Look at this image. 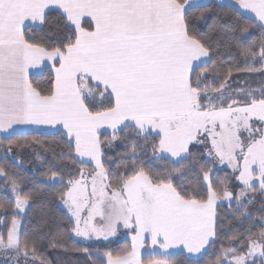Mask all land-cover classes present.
<instances>
[{
  "label": "snow or ice",
  "instance_id": "snow-or-ice-1",
  "mask_svg": "<svg viewBox=\"0 0 264 264\" xmlns=\"http://www.w3.org/2000/svg\"><path fill=\"white\" fill-rule=\"evenodd\" d=\"M212 7L209 0H0V137L17 134L14 125L40 131L39 126L59 124L67 130L71 150L61 156L75 155L81 170L66 181L56 172L50 179L65 186L59 199L74 225L71 231L84 240H108L121 227L135 233L130 251L104 253L106 264H171L159 257L180 254L199 264L216 243L217 201L234 199L238 215L252 220L242 198L257 188L264 194V92L257 97L241 89L236 94L246 98L235 100L220 83L210 96L205 70L196 71L209 58L213 41L212 34L194 28L192 14L202 9L198 19L206 20ZM215 7L227 9L213 20L215 34L240 48L247 71H256L255 63L264 71V0H217ZM54 11L71 31L63 39L59 33L54 38L31 35ZM250 27L259 32L258 50L242 46L241 37L251 35ZM41 66L52 71L48 94L30 79V72L43 70ZM105 93L112 106L93 110L96 96ZM120 125L135 128L145 152L154 136L152 157L168 161L171 170L161 174L146 168L134 145L131 166L125 165L124 173H110L101 129L110 127L115 140ZM193 142H207L209 163L227 164L239 173L238 195L225 182L221 191L214 187L208 164L199 166L202 187L193 185L189 191L173 183V173L184 177L197 167L189 151ZM11 144L9 140L8 154ZM89 164L93 170L86 172ZM0 177L8 182L14 212H22L31 199L22 194L23 176L0 167ZM260 223L257 233L230 237L214 264H256L257 259L264 264V217ZM146 237L147 259L141 256ZM0 249L25 257L31 252L34 261L46 264L15 216L6 237L0 233Z\"/></svg>",
  "mask_w": 264,
  "mask_h": 264
},
{
  "label": "trees",
  "instance_id": "trees-1",
  "mask_svg": "<svg viewBox=\"0 0 264 264\" xmlns=\"http://www.w3.org/2000/svg\"><path fill=\"white\" fill-rule=\"evenodd\" d=\"M210 12L206 13V20L198 19L200 11L193 10V26L200 34H212V44L210 50V61L206 65L196 68L197 72L204 69V80L208 84L209 93L213 92L212 88L219 87L220 83H225V91L230 94L232 99L244 100V95H237V91L243 89L245 93L252 91L259 97L264 92V71H260V64L255 63L256 71H247L244 57L241 55L240 48L234 42H229L226 36L215 34L212 29L213 20L222 16L223 11L215 7L216 2ZM241 21V24H245ZM87 26V25H86ZM71 29L64 27V21L58 11L49 13V20L42 28L34 27L31 35L37 37L47 35L54 38V33H59L61 39L68 34ZM251 35L245 39L241 37L242 46L254 45L258 50L260 35L254 28H249ZM259 58L257 57V60ZM238 69H245L238 71ZM231 73V75H229ZM52 71L45 68L39 75H32L30 79L33 86L41 91L42 94H48L52 83ZM203 78V77H202ZM225 78H227L225 80ZM99 95V94H98ZM112 106L107 94L95 98L90 107L93 110H103ZM102 138H107L104 148L105 167L112 174L124 173L125 165L131 166L132 161L129 159L135 153L139 162L153 172L163 174L170 171L172 165L168 161L153 159L150 150V144L155 142V137L149 139V149L145 152L141 145L144 144L142 137L138 136L134 127L120 128L116 132V139L112 140V132H101ZM12 141L10 154L7 153L8 141ZM110 141V143H109ZM70 138L62 131L55 132H36L27 131L19 132L9 136L7 139L0 137V167H3L7 173L12 176L21 174L23 183L20 185L22 194L31 196L28 209L26 211L21 231L26 234L29 241H36L37 255L46 261V264H101V257L104 253L112 252L113 255L122 254L124 250H131V242L125 237L116 240L101 243H83L73 236L71 228L74 226L69 219V214L60 205V194L65 190V186L58 182H53L50 178L53 172L58 173L60 178L65 181L72 176L77 175L81 170L80 163L72 157L61 156V153L69 152ZM34 145L40 147V152L34 150ZM193 154V163L197 167L192 168L184 177L173 173L172 180L174 184H181L191 191L193 185L203 186L204 182L199 179V166L208 164L205 152L200 148H190ZM40 154L41 159H35V155ZM19 161L20 164L14 163ZM93 166L87 165L85 171H92ZM214 187L221 191L219 185L221 182L227 183L230 191L238 192L240 189L236 173L228 169H213ZM3 177H0V213L3 217V233H7L13 216L18 214L14 212V200L10 188L6 187ZM222 194V193H221ZM254 202L246 203L248 212L253 214L252 220H246L237 213L235 203L218 206L217 214V236L216 243L213 247L207 249V253L199 261V264H214V261L220 255L221 247L229 246V238L246 237L249 232L257 233L261 230L260 217H264V195L259 191L255 192ZM252 238H255L253 236ZM246 247V245H245ZM87 249V252L84 250ZM31 253V252H29ZM147 259L148 257L144 256ZM173 264H192L191 261L183 254L173 257H167ZM103 264L106 260L103 259Z\"/></svg>",
  "mask_w": 264,
  "mask_h": 264
},
{
  "label": "rangeland",
  "instance_id": "rangeland-1",
  "mask_svg": "<svg viewBox=\"0 0 264 264\" xmlns=\"http://www.w3.org/2000/svg\"><path fill=\"white\" fill-rule=\"evenodd\" d=\"M210 96H214V92H210L209 93ZM215 102V101H214ZM124 127V126H122ZM120 127V128H122ZM119 128V129H120ZM112 132V131H110ZM242 137L244 135H246L245 133H241ZM67 136V135H66ZM68 137V136H67ZM201 140L204 139L203 136L200 137ZM206 144L207 142L203 143V144H198L196 142H193L191 145H189V150L190 148L194 147V148H200L202 149L204 152H205V155H206ZM35 151H38L40 152V147L37 146V145H34V150L33 151H30V153L32 154V152H35ZM35 159L36 160H40L41 159V155L40 154H36L35 155ZM91 165V164H90ZM213 166V169H228L230 170L232 173H234L231 169L230 166H228L227 164H219L218 162L215 164V165H212ZM237 175H239L238 172H235ZM239 183V182H238ZM239 186H240V189L242 187V184L239 183ZM240 189L238 190V192H233L234 193V196L235 195H238L239 194V191ZM260 191V190H259ZM264 195V194H263ZM249 198H252L254 199L255 198V193H248L246 197L242 198L245 203H247V200ZM232 203H235V200L233 199L232 201H228V200H224V199H221L219 201H217V205H216V211H217V208L218 206H221V205H230ZM236 204V203H235ZM60 205L61 207H63L67 213H68V210L66 208L65 205H63L60 201ZM28 209V206L22 210V212L20 213H17L18 214V217L17 219L20 221V229L22 228V225H23V221H24V217H25V214H26V211ZM3 217L0 213V233H3ZM135 233L129 229H124V228H120V230L117 232L116 236L114 237H109L108 240H104L103 238H100V239H96V238H92L91 240H84L82 237H77L74 233H73V236L83 242V243H101V242H109V241H113V240H116L117 238H121V237H125L127 239L130 240V242L132 243V240H131V237L132 235H134ZM150 248V239H148L146 237V240H145V246L144 248L141 249V256L142 258L145 256V253L146 251ZM161 259H165L167 257H159ZM104 259L106 260V257H104ZM0 264H38V261H34V259L32 258V255L31 253H29L28 257H25L23 253H20V254H17L14 250H11V249H0ZM173 264V263H171ZM256 264H260V261L259 259L256 260Z\"/></svg>",
  "mask_w": 264,
  "mask_h": 264
},
{
  "label": "crops",
  "instance_id": "crops-1",
  "mask_svg": "<svg viewBox=\"0 0 264 264\" xmlns=\"http://www.w3.org/2000/svg\"><path fill=\"white\" fill-rule=\"evenodd\" d=\"M210 3L212 2H217V0H209ZM86 26V24H85ZM210 61V56L209 58H207L206 60V63H202V64H199V66H202V65H206L208 64ZM196 63H199V62H196ZM43 68V70L45 69L43 66H41ZM50 68V67H48ZM43 70H34L32 72H30V76L32 75H39L43 72ZM100 95H97L96 97H99ZM125 123H130L128 121H126ZM123 125H120L118 127V129L120 127H122ZM14 127L17 129V133L19 132H27V131H36L34 130L36 126H32V125H14ZM40 128V131H36V132H55V131H62L65 135H67V130L65 128H63L62 125H43V126H39ZM105 131H112V129L110 127H105L104 129H101V132H105ZM68 136V135H67ZM70 138V137H69Z\"/></svg>",
  "mask_w": 264,
  "mask_h": 264
}]
</instances>
